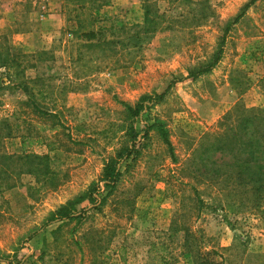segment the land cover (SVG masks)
Listing matches in <instances>:
<instances>
[{"label":"rangeland","instance_id":"rangeland-1","mask_svg":"<svg viewBox=\"0 0 264 264\" xmlns=\"http://www.w3.org/2000/svg\"><path fill=\"white\" fill-rule=\"evenodd\" d=\"M250 1L0 0V47L37 80L29 99L0 68V151L49 157L33 171L0 158V264H263L264 196L237 205L187 162L237 104L264 109V0L232 22ZM228 25L218 63L186 78ZM89 31L111 43L87 47ZM109 161L120 176L105 187Z\"/></svg>","mask_w":264,"mask_h":264},{"label":"trees","instance_id":"trees-1","mask_svg":"<svg viewBox=\"0 0 264 264\" xmlns=\"http://www.w3.org/2000/svg\"><path fill=\"white\" fill-rule=\"evenodd\" d=\"M255 0H251L246 3L243 10L233 19L232 22H236L243 15L245 9L249 7ZM155 5V4H153ZM151 5H145L144 10V32H151L153 25ZM229 30V25L224 29V34L218 44V48L213 52L212 57L205 64H200L197 68H192L187 71L186 78L196 79L197 77L206 74L212 70V68L218 63L223 52L225 34ZM97 33L89 31L85 34L80 33L79 37L85 38V45L87 47L102 46L111 42L106 41L103 36H96ZM97 37V38H96ZM96 38V39H94ZM13 55H9L7 48L2 50L0 47V68L7 69L12 68L13 75L7 74V77L16 80V87L27 96L32 95L33 88L31 83L34 84L37 80L26 78L24 75L25 67H22L17 62ZM164 94H160V97ZM28 100H26L27 102ZM25 102V103H26ZM129 115L134 117L143 108L142 104H136L134 107L124 104ZM34 109L40 114H49L44 112L41 108L34 103ZM221 130L212 133H206L201 141L199 147L194 151L191 158L187 160L192 167L191 172L193 177H202L199 181H211L216 184L220 190L226 191L230 196L237 200V205L245 204V201L250 203L251 208L259 209L261 206V200L264 196V109L260 108H245L241 104H237L234 108V114L227 112L220 122ZM157 127L164 142L168 146L172 153V145L167 137L166 130L161 122H157L152 125ZM131 131V144L130 148L126 149V156L131 155L134 150V141L136 134L130 127ZM0 133V139L3 135H9ZM134 139V140H133ZM1 147V144H0ZM215 154L226 155L229 161L223 162L213 158ZM0 158H12L19 161H28L30 166L26 170L20 168L19 171H33V169H43L48 161L47 154H23L20 156L7 155L0 151ZM35 167V168H34ZM2 171V170H1ZM120 176V170L117 168L115 162H107L104 169V186L112 187ZM205 178V179H204ZM8 186L13 183L8 182ZM194 191L198 193L196 188ZM200 206L206 205L198 197ZM233 205L236 202L233 201ZM59 217L68 216V212L65 208L58 210ZM192 252V251H191ZM209 252L204 253L202 256L198 252L193 253V264H221L210 257ZM264 260V253L260 254ZM264 264V261H263Z\"/></svg>","mask_w":264,"mask_h":264},{"label":"crops","instance_id":"crops-1","mask_svg":"<svg viewBox=\"0 0 264 264\" xmlns=\"http://www.w3.org/2000/svg\"><path fill=\"white\" fill-rule=\"evenodd\" d=\"M49 17H50V18L54 17V14H52V15H49ZM50 18H49V19H50Z\"/></svg>","mask_w":264,"mask_h":264}]
</instances>
